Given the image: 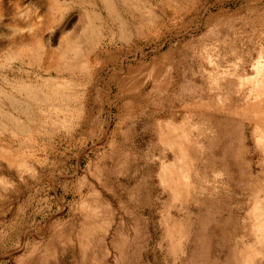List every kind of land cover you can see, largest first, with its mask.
Wrapping results in <instances>:
<instances>
[{
  "label": "rangeland",
  "instance_id": "obj_1",
  "mask_svg": "<svg viewBox=\"0 0 264 264\" xmlns=\"http://www.w3.org/2000/svg\"><path fill=\"white\" fill-rule=\"evenodd\" d=\"M108 2L0 0V264H264V0Z\"/></svg>",
  "mask_w": 264,
  "mask_h": 264
},
{
  "label": "bare ground",
  "instance_id": "obj_2",
  "mask_svg": "<svg viewBox=\"0 0 264 264\" xmlns=\"http://www.w3.org/2000/svg\"><path fill=\"white\" fill-rule=\"evenodd\" d=\"M99 1L101 2L102 8H104V5L106 4L105 6H106L107 9H108V3H109L108 0H99ZM106 13H107L108 16H112V14H111L112 12H110L109 10H107ZM84 30H85L86 33H89V34H90L91 32H93V31H92L93 29L91 28L90 21H88V23H87L86 26L84 27ZM84 30H83V31H84ZM91 34H92V33H91ZM91 34H90V35H91ZM83 35H84V33H83ZM92 39H93V38H90V40L88 41V42H90L91 44H92ZM90 46H91V45H90ZM76 48H77V47H76ZM20 87H21V89L27 90V88H25L24 86H20ZM22 87H23V88H22ZM11 101H12V100H11ZM13 103H14V102H13ZM9 104L12 105L11 102H10ZM245 104H246V103H245ZM254 104H255V102H254ZM243 105H244V104H243ZM252 106H253V105H252ZM256 107H257V106H256ZM256 107H255V108H256ZM257 108H258V107H257ZM223 109H224V108H223ZM252 110H254V109H252ZM255 110H256V109H255ZM255 110H254V111H255ZM254 111H253V112H254ZM250 112H251V111H250ZM257 113H258V112H257ZM218 114H219V113H218ZM226 114H227V113H226ZM262 114H263V113H262ZM2 115H3V114H2ZM2 115H0V118L2 117ZM231 115H233V114H231ZM259 115H260V114H259ZM257 116H258V115H257ZM4 117H5V116H4ZM7 118H8V117H7ZM211 118H212V117H211ZM2 119H3V117H2ZM4 119H6V118H4ZM8 119H9V118H8ZM8 122H9V121H8ZM1 128H2V127H1Z\"/></svg>",
  "mask_w": 264,
  "mask_h": 264
},
{
  "label": "crops",
  "instance_id": "obj_3",
  "mask_svg": "<svg viewBox=\"0 0 264 264\" xmlns=\"http://www.w3.org/2000/svg\"><path fill=\"white\" fill-rule=\"evenodd\" d=\"M107 10H109L110 12H112L111 14L113 15V11H111L110 4L109 3H108V9Z\"/></svg>",
  "mask_w": 264,
  "mask_h": 264
}]
</instances>
